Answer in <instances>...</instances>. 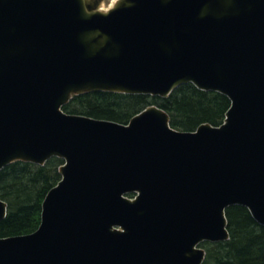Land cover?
Returning <instances> with one entry per match:
<instances>
[{
  "label": "water",
  "instance_id": "obj_1",
  "mask_svg": "<svg viewBox=\"0 0 264 264\" xmlns=\"http://www.w3.org/2000/svg\"><path fill=\"white\" fill-rule=\"evenodd\" d=\"M129 4L86 16L75 0H0V171L66 163L40 227L0 239V264H201L198 244L228 239L227 207L264 226V0L221 16L201 15L217 0ZM92 31L108 40L91 52L79 35ZM189 82L227 95L224 125L178 132L155 106L128 126L60 109L73 92Z\"/></svg>",
  "mask_w": 264,
  "mask_h": 264
},
{
  "label": "trees",
  "instance_id": "obj_2",
  "mask_svg": "<svg viewBox=\"0 0 264 264\" xmlns=\"http://www.w3.org/2000/svg\"><path fill=\"white\" fill-rule=\"evenodd\" d=\"M150 105L165 111L173 129L192 132L201 124L221 125L230 100L218 92H206L185 84L167 97L85 93L74 96L63 111L127 124ZM62 164L59 158H51L43 166L17 161L0 171V199L7 206L6 217L0 221V238L29 234L38 228L42 202L60 181ZM225 216L229 239L203 243L206 251L203 264H264V227L257 224L243 206L228 207Z\"/></svg>",
  "mask_w": 264,
  "mask_h": 264
},
{
  "label": "bare ground",
  "instance_id": "obj_3",
  "mask_svg": "<svg viewBox=\"0 0 264 264\" xmlns=\"http://www.w3.org/2000/svg\"><path fill=\"white\" fill-rule=\"evenodd\" d=\"M77 2V5L79 6V9L81 10V13L86 15V16H90L92 14H105V13H109L114 9L117 8H121V7H125V6H129V0H113V4L112 6L107 9H95L93 7H91V0H75ZM165 2H167L168 0H164ZM218 1V7L212 9L209 5H206L202 12L201 15H204L206 13H211L213 15L216 16H221L226 12V9L232 4V0H217ZM220 5V6H219ZM86 18V17H85ZM79 39L80 40H85L87 42L88 45V50L89 51H93L94 49H97L98 47H100L105 41H107V36L103 35V34H99L97 31H92L89 33H85V34H80L79 35ZM71 86L66 94L69 93V91L72 90ZM74 88V87H73Z\"/></svg>",
  "mask_w": 264,
  "mask_h": 264
},
{
  "label": "rangeland",
  "instance_id": "obj_4",
  "mask_svg": "<svg viewBox=\"0 0 264 264\" xmlns=\"http://www.w3.org/2000/svg\"><path fill=\"white\" fill-rule=\"evenodd\" d=\"M95 5V9H104L107 10L109 9L112 4H113V0H91V7H93L92 5ZM94 8V7H93Z\"/></svg>",
  "mask_w": 264,
  "mask_h": 264
}]
</instances>
